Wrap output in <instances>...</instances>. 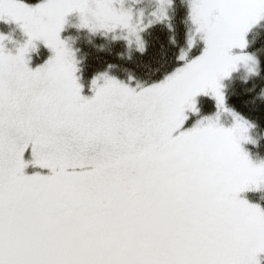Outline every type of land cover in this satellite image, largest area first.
<instances>
[{"label": "snow or ice", "instance_id": "obj_1", "mask_svg": "<svg viewBox=\"0 0 264 264\" xmlns=\"http://www.w3.org/2000/svg\"><path fill=\"white\" fill-rule=\"evenodd\" d=\"M93 2L129 26L114 0H0V19L28 36L16 55L0 45V264H261L264 210L239 194L264 184V162L242 149L240 118L183 126L200 93L223 108L219 80L250 59L231 50L246 47L264 0H191L200 56L139 91L101 74L89 98L60 32L74 11L88 26ZM35 40L53 55L33 70Z\"/></svg>", "mask_w": 264, "mask_h": 264}, {"label": "trees", "instance_id": "obj_2", "mask_svg": "<svg viewBox=\"0 0 264 264\" xmlns=\"http://www.w3.org/2000/svg\"><path fill=\"white\" fill-rule=\"evenodd\" d=\"M170 1L172 3L168 15L142 32V46H136L126 39L111 40L108 36L99 35L82 26L79 21L76 22L75 16L69 13L65 17L62 35L65 34L69 22L74 20L78 33L75 38L65 41L73 54L81 82L86 83L98 75L107 73L131 80L136 85H144L162 79L201 53L205 47L203 33H197V25L191 20L189 0ZM151 2L154 4L152 0ZM262 21L257 30L250 32L249 37L252 35V38L246 45V50L255 53L257 70L249 72L244 65L236 62L234 67L229 69V74L222 77L225 104L257 130L264 129V19ZM189 22L195 36L191 48L187 40ZM1 23L9 26L3 19H0ZM0 36L5 38L4 34ZM46 48L47 46L44 47L43 56L38 58L39 62L50 53ZM182 52L187 54L186 60L179 59ZM31 62L36 61L33 59ZM198 98V109L201 112L213 111L215 105L209 92L201 94ZM260 142L263 143L264 139ZM37 171L42 174L41 170ZM28 172L27 174H33L31 170ZM250 196H261L258 202H248L264 210V190L249 191L241 199H251Z\"/></svg>", "mask_w": 264, "mask_h": 264}, {"label": "rangeland", "instance_id": "obj_3", "mask_svg": "<svg viewBox=\"0 0 264 264\" xmlns=\"http://www.w3.org/2000/svg\"><path fill=\"white\" fill-rule=\"evenodd\" d=\"M152 1L154 2V4L151 2V0H114L112 7L119 12L127 13L128 17H130V18L126 17L127 23L129 25L128 27H123V26L112 27L110 21L106 20L103 16H98L96 14V5L95 2H93L91 5V10L86 14V19L88 22V26L86 27H88L90 30H92L95 33H99V35L108 36L109 38H111V40L122 38L128 40L129 42L134 43L136 46H142L144 44L142 32L146 29V27H148L152 23L161 21L162 18L167 16L169 7L172 3V1L169 2V0H163V2L162 0H152ZM25 2L31 5H35L37 3L42 2V0L39 1L25 0ZM189 2H190L189 7L191 9V0H189ZM71 14L75 16L76 22L79 21L80 24H82L81 15L78 11H74ZM3 20L5 21V23H8L9 26L3 23L0 24V35L1 34L5 35L4 36L5 38L0 40V45L3 46L6 53H10L11 55H16L20 46L27 42L28 36L26 35L24 29L21 27L19 23L9 20L7 18ZM262 20L263 19H261L257 23H254L244 34V41L246 42V45L248 43V40L252 38V35L249 37L250 32L252 30H257L261 25V23H263ZM76 24L77 23H75L74 20L73 21L71 20L69 22V26H67L66 32H64L65 34L62 35V31L60 32V38L65 42L68 48L69 46L65 40L73 39L76 37L78 33V28L76 27L77 26ZM102 24H106L107 26H101ZM189 26L190 27L188 28L187 40L189 41V39H192L194 41L195 36L192 33V26L190 25V22H189ZM33 43H34V47H32L29 50L25 58L28 60V66L33 70H35L37 67L42 66L53 55V53L51 49L47 47L46 50L49 51L50 53L42 61L39 62L38 58L43 56L44 53L43 50L46 45L42 40H35L33 41ZM202 52L192 59H195L196 57L200 56ZM231 53L233 56L249 57L250 59L238 60L236 62H240L242 66L244 65L243 67H245L249 72H255L257 70L258 66H257V60H255L254 52L246 50V47H244L243 49L236 47L231 50ZM33 59L36 62L32 63L31 60ZM38 62L39 64H36ZM176 69L168 73L166 76L172 74ZM105 74L108 77L114 78L129 87L136 88L137 91H139L142 88L149 87L155 83H159L166 77L164 76L162 79L148 84L136 85L131 80L122 79L115 74H107V73ZM75 76L77 77V82L82 87L81 94L85 97H89V98L92 97L94 95L92 80L96 79L97 77H100L101 75H98L93 79H90L86 83L81 82L77 72L75 73ZM104 83L105 81L102 78L97 80V86H103ZM219 84L221 85V91H222V78H220ZM209 93L215 105L213 111L204 113L201 112L200 109H198V103H197V100L199 99L198 96H200L203 93L198 94L196 97H194L196 111L193 112L191 109L185 110V115L187 116L188 119L185 121L183 130H187L194 127L196 123L199 121L207 122L208 118L213 119L220 126L224 128H233L236 126L237 123L236 118L239 117L240 122L243 125V128L237 130V136L241 138L240 144L242 149L248 154L250 160L254 164H260L261 162H264V142L263 143L260 142L261 139H264V129L257 130L255 127H253L251 123H249L248 121L240 117L238 114H236L229 107H227L225 103L223 108L218 107L214 95L210 91ZM24 159L26 161H31L32 156H31L30 148L25 152ZM30 170L33 171L34 174L38 172L37 170H41L42 174L45 175L51 174L49 170L40 169L31 164H29V166L25 169L26 174L29 173L28 171ZM256 190L258 191L264 190V184H261L259 188L250 187L248 190L240 193L239 198H242L249 191H256ZM250 198L251 199L247 198L246 200L251 201V203L258 202L261 196H250ZM259 259L261 260V264H264L263 262L264 254H261Z\"/></svg>", "mask_w": 264, "mask_h": 264}, {"label": "flooded vegetation", "instance_id": "obj_4", "mask_svg": "<svg viewBox=\"0 0 264 264\" xmlns=\"http://www.w3.org/2000/svg\"><path fill=\"white\" fill-rule=\"evenodd\" d=\"M34 174V173H33ZM28 175H31V174H28Z\"/></svg>", "mask_w": 264, "mask_h": 264}]
</instances>
